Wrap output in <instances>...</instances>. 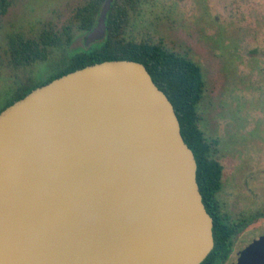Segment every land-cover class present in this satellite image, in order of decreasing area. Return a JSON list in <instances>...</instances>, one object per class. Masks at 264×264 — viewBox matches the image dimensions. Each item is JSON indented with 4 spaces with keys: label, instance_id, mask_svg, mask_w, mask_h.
<instances>
[{
    "label": "water",
    "instance_id": "obj_1",
    "mask_svg": "<svg viewBox=\"0 0 264 264\" xmlns=\"http://www.w3.org/2000/svg\"><path fill=\"white\" fill-rule=\"evenodd\" d=\"M212 225L173 105L142 63L86 65L0 111V264H199ZM230 264H264V237Z\"/></svg>",
    "mask_w": 264,
    "mask_h": 264
},
{
    "label": "rangeland",
    "instance_id": "obj_2",
    "mask_svg": "<svg viewBox=\"0 0 264 264\" xmlns=\"http://www.w3.org/2000/svg\"><path fill=\"white\" fill-rule=\"evenodd\" d=\"M82 2L13 0L0 17V108L18 86L42 82L65 65V53L56 62V51L45 64L15 66L10 36L60 31ZM126 34L137 41L161 40L202 69L198 127L222 165L216 197L232 221H246L224 263L230 264L238 251L264 237V0H142ZM84 35L73 29L68 52L92 43L85 44Z\"/></svg>",
    "mask_w": 264,
    "mask_h": 264
},
{
    "label": "trees",
    "instance_id": "obj_3",
    "mask_svg": "<svg viewBox=\"0 0 264 264\" xmlns=\"http://www.w3.org/2000/svg\"><path fill=\"white\" fill-rule=\"evenodd\" d=\"M142 0H112L106 13V29L103 37L68 52L73 38V29L87 34L97 22L105 0H83L78 4L69 23L62 30L42 29L35 38L17 33L8 40L10 60L15 66L47 63L56 51V62L65 53V65L57 69L42 82L17 87L0 111L15 100L23 97L33 88L47 83L62 74L105 60L126 59L142 63L156 86L162 90L173 105L180 125L183 140L192 150L196 161V182L207 213L212 217L213 246L199 264H224L233 249L236 236L242 231L245 219L232 221L222 212L216 193L221 188L222 165L211 156L212 143L198 127L200 115L197 106L204 90L202 69L185 53L166 47L161 40L147 36L135 40L127 36L126 29L132 12ZM13 0H0V17ZM84 35V36H85ZM58 57V58H57Z\"/></svg>",
    "mask_w": 264,
    "mask_h": 264
}]
</instances>
